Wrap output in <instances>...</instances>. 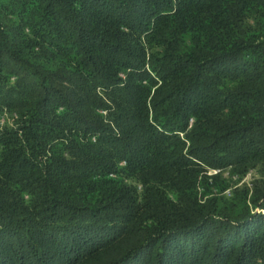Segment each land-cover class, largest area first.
I'll return each mask as SVG.
<instances>
[{"label": "trees", "instance_id": "1", "mask_svg": "<svg viewBox=\"0 0 264 264\" xmlns=\"http://www.w3.org/2000/svg\"><path fill=\"white\" fill-rule=\"evenodd\" d=\"M0 264H264V0H0Z\"/></svg>", "mask_w": 264, "mask_h": 264}, {"label": "rangeland", "instance_id": "2", "mask_svg": "<svg viewBox=\"0 0 264 264\" xmlns=\"http://www.w3.org/2000/svg\"><path fill=\"white\" fill-rule=\"evenodd\" d=\"M229 172H230V169L227 168V169H223V170H215V171H210L209 173L210 174H214V173H218L220 176L224 177V178H227L228 175H229ZM208 173V174H209ZM228 174V175H227ZM258 176H260L259 174H255L253 171H250L249 173H247L241 180H238L236 178H234L235 176H233V178H231L229 180V189H235V188H239L240 186H242L244 183L249 186L250 185V182L253 180V178H257ZM244 182V183H243ZM227 191H225L226 193ZM224 194V193H223Z\"/></svg>", "mask_w": 264, "mask_h": 264}]
</instances>
